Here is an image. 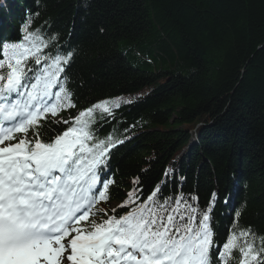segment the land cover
I'll use <instances>...</instances> for the list:
<instances>
[{"label": "trees", "instance_id": "1", "mask_svg": "<svg viewBox=\"0 0 264 264\" xmlns=\"http://www.w3.org/2000/svg\"><path fill=\"white\" fill-rule=\"evenodd\" d=\"M10 1L0 32L23 33L26 10L31 30L75 52L66 71L76 107L61 116L130 101L98 133L124 141L109 157L116 183L103 207L120 204L134 177L145 195L167 181L163 195H194L201 208L218 193L220 237L235 210L240 228L264 235V0ZM53 119L45 136L66 127Z\"/></svg>", "mask_w": 264, "mask_h": 264}, {"label": "snow or ice", "instance_id": "2", "mask_svg": "<svg viewBox=\"0 0 264 264\" xmlns=\"http://www.w3.org/2000/svg\"><path fill=\"white\" fill-rule=\"evenodd\" d=\"M22 23V38L0 41V264H264V235L239 227L240 210L223 237L214 230L217 192L201 208L194 195H163L167 181L145 195L134 177L120 204L103 207L116 183L109 157L124 141L98 133L130 101L61 116L76 107L75 52ZM49 117L66 127L45 136Z\"/></svg>", "mask_w": 264, "mask_h": 264}, {"label": "bare ground", "instance_id": "3", "mask_svg": "<svg viewBox=\"0 0 264 264\" xmlns=\"http://www.w3.org/2000/svg\"><path fill=\"white\" fill-rule=\"evenodd\" d=\"M7 1H8V0H7ZM4 12H5L4 15H5V16H8V14H7V13H8V9H6V11H4ZM6 12H7V13H6ZM0 17H1V16H0ZM3 19L7 21L6 18L3 17ZM0 20H1V19H0ZM20 21H23V18H20ZM16 29H17V28H16ZM189 146H190V145H189ZM189 146H188V147H189ZM185 148H187V147H185Z\"/></svg>", "mask_w": 264, "mask_h": 264}, {"label": "rangeland", "instance_id": "4", "mask_svg": "<svg viewBox=\"0 0 264 264\" xmlns=\"http://www.w3.org/2000/svg\"><path fill=\"white\" fill-rule=\"evenodd\" d=\"M115 98H121V99H122V101H127V100H126V98H125V97H123V96L114 97V98H112V99H115ZM122 103H124V102H122Z\"/></svg>", "mask_w": 264, "mask_h": 264}]
</instances>
